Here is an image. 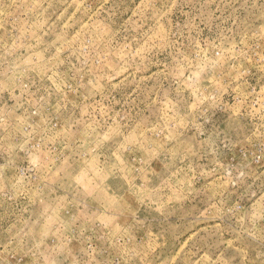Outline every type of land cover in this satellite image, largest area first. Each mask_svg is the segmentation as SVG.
Segmentation results:
<instances>
[{"label": "rangeland", "instance_id": "374dc122", "mask_svg": "<svg viewBox=\"0 0 264 264\" xmlns=\"http://www.w3.org/2000/svg\"><path fill=\"white\" fill-rule=\"evenodd\" d=\"M0 264H264V0H0Z\"/></svg>", "mask_w": 264, "mask_h": 264}]
</instances>
